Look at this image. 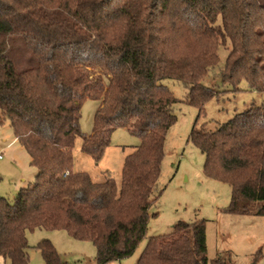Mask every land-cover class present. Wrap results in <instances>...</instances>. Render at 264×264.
<instances>
[{
	"label": "trees",
	"instance_id": "16d2710c",
	"mask_svg": "<svg viewBox=\"0 0 264 264\" xmlns=\"http://www.w3.org/2000/svg\"><path fill=\"white\" fill-rule=\"evenodd\" d=\"M228 56L221 82H246L264 98V0H0V124L37 170L11 203L0 197V258L28 264L27 233L65 231L91 242L97 264L131 257L146 240L166 136L178 100L163 84L187 89L198 110L190 141L205 156L204 175L232 189L228 215L264 217V100L208 131L197 126L217 96L204 85ZM99 101L90 136L82 108ZM140 145L128 155L121 187L74 172L73 150L98 163L113 133ZM45 264H63L54 245L37 246ZM136 264H226L207 255L206 222H179L148 240Z\"/></svg>",
	"mask_w": 264,
	"mask_h": 264
},
{
	"label": "rangeland",
	"instance_id": "374dc122",
	"mask_svg": "<svg viewBox=\"0 0 264 264\" xmlns=\"http://www.w3.org/2000/svg\"><path fill=\"white\" fill-rule=\"evenodd\" d=\"M228 51L219 50L220 63L204 85L215 89L217 96L207 103L205 113L197 126L205 125L215 131L236 113L263 103V96L249 88L246 82L235 90L221 82L220 71L225 67ZM178 100L174 107L176 123L169 130L158 190L159 200L150 209L147 238L129 258L112 264H136L147 242L173 232L179 222H206L207 255L219 258L226 264H264V217L253 215H228L224 213L231 201L229 185L209 179L204 175L205 156L190 141L191 131L198 118V110L186 102L187 89L174 80H165ZM100 102L87 100L82 108L81 130L90 136L95 114ZM138 137L124 129L113 133L111 144L102 160L94 162L81 151L82 139L78 138L74 150V172L87 173L95 183L110 175L121 187L125 159L140 145ZM37 170L31 166L30 157L16 141L10 122L0 124V197L13 202L21 189L35 182ZM28 264H45L37 246L50 241L59 253L63 264H97L96 248L91 242L78 241L65 231L36 230L27 233ZM0 264H10L0 258Z\"/></svg>",
	"mask_w": 264,
	"mask_h": 264
}]
</instances>
